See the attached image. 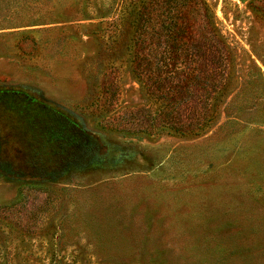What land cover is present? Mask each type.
I'll return each instance as SVG.
<instances>
[{
	"label": "rangeland",
	"instance_id": "1",
	"mask_svg": "<svg viewBox=\"0 0 264 264\" xmlns=\"http://www.w3.org/2000/svg\"><path fill=\"white\" fill-rule=\"evenodd\" d=\"M204 1L231 81L167 113L163 0H0V264H264V0Z\"/></svg>",
	"mask_w": 264,
	"mask_h": 264
},
{
	"label": "trees",
	"instance_id": "2",
	"mask_svg": "<svg viewBox=\"0 0 264 264\" xmlns=\"http://www.w3.org/2000/svg\"><path fill=\"white\" fill-rule=\"evenodd\" d=\"M163 1L165 9L157 16V21L154 16L151 17V13H136L142 20L138 25V35L143 36L151 23L152 34L158 43L162 42L160 39L164 36L165 50L168 52L156 59V72L151 73L152 58L146 52L138 51L135 57L139 67L137 78L167 113L177 110L180 101L188 102L194 91L198 90L201 93L197 98L214 101L213 107L231 81L232 48L219 34L212 20L201 24L200 31L193 28V16L201 11L207 13L204 0ZM188 2L193 3L189 5ZM139 42L140 48L144 49L145 41ZM162 72L167 75L161 77ZM203 114H207V111ZM170 127L176 132L185 131L181 126Z\"/></svg>",
	"mask_w": 264,
	"mask_h": 264
}]
</instances>
